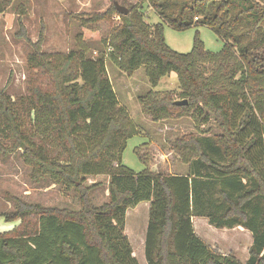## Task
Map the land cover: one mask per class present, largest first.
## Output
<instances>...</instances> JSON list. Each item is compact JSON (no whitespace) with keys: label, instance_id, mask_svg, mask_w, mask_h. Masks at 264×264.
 I'll use <instances>...</instances> for the list:
<instances>
[{"label":"trees","instance_id":"16d2710c","mask_svg":"<svg viewBox=\"0 0 264 264\" xmlns=\"http://www.w3.org/2000/svg\"><path fill=\"white\" fill-rule=\"evenodd\" d=\"M147 1L162 22H147L138 6L89 19L121 20L104 40L109 51L97 56L82 39L68 53L45 52L40 35L28 58L27 92L13 97L0 89V158L19 154L32 180L73 190L81 202L72 210L22 201L4 215L20 222L0 232V264H140L125 227L127 211L143 202L150 203L147 264H243L210 248L194 217L250 231L245 264H264V0ZM7 10L25 33L27 4L0 0V14ZM165 24L207 26L224 47L205 49L197 32L192 49L179 52L166 42ZM109 59L129 75L145 68L153 89L138 100L154 121L190 116L199 130L215 122L214 134L175 140L186 173L135 172L123 163L127 140L142 131L119 101ZM172 72L180 91L155 90ZM99 174L110 176L109 200L95 206L86 181Z\"/></svg>","mask_w":264,"mask_h":264},{"label":"rangeland","instance_id":"374dc122","mask_svg":"<svg viewBox=\"0 0 264 264\" xmlns=\"http://www.w3.org/2000/svg\"><path fill=\"white\" fill-rule=\"evenodd\" d=\"M28 13L23 18L25 33L18 24V15L7 10L0 14V89H5L13 97L27 92L29 79L28 58L34 51L33 43L42 35V50L48 53H68L77 48L80 39L90 46V54L97 56L103 49L109 51L104 40L109 37L113 25L120 23V16L111 15V20L88 21L115 8V3L129 10L138 6L146 12V20L151 24L162 22L147 0H23ZM198 32L207 50L218 52L224 47V41L214 30L207 26L192 27L179 31L165 24V38L168 45L179 51L189 52ZM109 76L119 101L126 106L141 127V134L127 140L123 152V163L135 172L146 167L154 172L175 174L185 173L188 164L180 159L175 148V140L189 133L206 134L218 131L214 121L201 126L192 117H183L156 122L142 109L139 95L153 89L144 67L129 75L111 59L107 60ZM159 91L178 93L179 80L172 72L162 77L154 88ZM31 168L25 165L19 154L7 160L0 158V229L5 231L17 225L20 220L7 221L20 209L22 201L27 204L40 203L44 206L66 207L79 210L81 202L75 191H66L61 185L49 180L35 182L30 177ZM109 181L107 174L87 177L86 185H93L90 197L95 206L109 200ZM16 198L21 200L17 201ZM149 202L140 203L129 209L126 214V228L131 236L134 254L140 264H147L145 257V237L149 221ZM195 230L214 251L223 255H233L245 264L249 258L252 234L242 226L217 228L209 224L204 217H194ZM11 229V228H10Z\"/></svg>","mask_w":264,"mask_h":264},{"label":"water","instance_id":"95a60500","mask_svg":"<svg viewBox=\"0 0 264 264\" xmlns=\"http://www.w3.org/2000/svg\"><path fill=\"white\" fill-rule=\"evenodd\" d=\"M117 10L122 13V14H128L129 13V9L123 5H120L119 3H115ZM176 104L179 105H184L188 103V100L184 99V100H176L175 101Z\"/></svg>","mask_w":264,"mask_h":264},{"label":"crops","instance_id":"0c3cea01","mask_svg":"<svg viewBox=\"0 0 264 264\" xmlns=\"http://www.w3.org/2000/svg\"><path fill=\"white\" fill-rule=\"evenodd\" d=\"M186 173V172H185ZM140 205V204H139ZM149 206H150V203H149ZM193 221H194V218H193ZM148 226V225H147ZM11 229L13 228V227H10ZM6 229L5 231H8V230H11V229ZM2 229H0V232H3V231H1ZM125 232H126V234L128 235V237H129V239H130V241H131V244H132V240H131V236H130V234L127 232V228L125 227ZM146 232H147V229H146ZM196 233L203 239V237L197 232V230H196ZM145 240H146V237H145ZM204 240V239H203ZM144 244H145V242H144Z\"/></svg>","mask_w":264,"mask_h":264}]
</instances>
